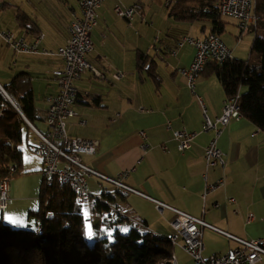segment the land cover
Masks as SVG:
<instances>
[{
    "label": "crops",
    "instance_id": "crops-1",
    "mask_svg": "<svg viewBox=\"0 0 264 264\" xmlns=\"http://www.w3.org/2000/svg\"><path fill=\"white\" fill-rule=\"evenodd\" d=\"M186 1L189 6L200 2L218 3V0ZM175 2L103 0L98 10V23L91 31L93 50L85 57L101 75L96 76L88 70L74 81L78 95L72 108L76 116L68 118L67 134L96 143L93 155L80 157L89 167L112 177L128 171L123 182L154 200L201 218L236 237L263 238L264 132L242 116L230 120L221 128L216 141L224 154L225 165L206 170L204 148L214 133L203 130L204 113L210 120H215L222 112L226 95L209 70L206 72L204 69L197 75L192 89L179 72L180 68L189 66L195 49L189 44L177 48L178 40L184 35L204 37L210 34L211 26L205 20L192 23L175 21L169 15ZM134 4L140 8L134 13L131 24L115 14V5L129 7ZM73 12H78L76 0H0V31L12 32L26 42L42 34L38 50L55 52L70 36L69 23ZM20 14L28 18L27 23L20 22ZM222 20L225 30H228V21L223 17ZM237 28L233 31L234 35L237 34L235 42L230 40L231 43L225 44L231 49L233 59L246 61L242 42L248 39L251 44L254 35L249 34L252 29ZM222 35L218 36L222 39ZM140 54L147 60H143L139 67L137 58ZM61 66L62 60L56 54H16L0 38V87L3 89L20 73L30 80L34 101L38 96L43 99L42 108L35 107L39 131L46 129L47 98L58 91L52 71ZM152 69L158 83L152 76ZM115 71L122 72L123 77L114 79L112 73ZM81 121L85 123L81 124ZM181 129L194 133L190 147L183 152L177 150L173 140V132ZM140 132L145 138L140 136ZM35 136L30 134L24 141L28 145L35 144L38 142ZM143 144L145 149L141 147ZM161 145H166L167 149L163 150ZM37 159L34 164L25 155L22 168L24 173L33 171L32 174L41 181L42 161ZM205 171L208 181L213 182L223 176L225 183L223 188L208 193L203 199L202 173ZM87 184L91 200L101 198L105 193L111 194L112 206L122 211L124 216L150 227L153 231L148 230L156 235L169 238L172 234L169 220L173 215L170 214L168 220L162 219L153 201L94 176L88 177ZM15 190L16 184H9L10 199L8 206L0 209V217H13L18 208L13 205ZM228 198L234 201L227 202ZM129 220L130 224L123 223L122 226L134 225ZM5 221L11 223L7 219ZM97 221L95 218L93 222ZM202 242L205 258L224 254L236 246L235 241L206 227L202 228ZM173 247L176 264H193L188 254L189 261L177 257L175 250L181 247ZM256 264H264V256Z\"/></svg>",
    "mask_w": 264,
    "mask_h": 264
},
{
    "label": "trees",
    "instance_id": "trees-1",
    "mask_svg": "<svg viewBox=\"0 0 264 264\" xmlns=\"http://www.w3.org/2000/svg\"><path fill=\"white\" fill-rule=\"evenodd\" d=\"M254 1L258 19L254 27L248 28L254 32L248 59L211 62L204 69L216 76L226 97L238 95L241 116L264 132V0ZM169 15L185 23L205 20L210 23V33L217 35L225 30V22L213 3L189 6L186 0H176ZM18 18L22 24L28 22L24 14ZM143 60L147 57L138 55L139 67ZM155 74L152 69L158 83ZM24 76L16 75L3 89L17 102L24 118L37 128L32 85ZM241 86L247 89L240 94ZM24 118L0 93V180L18 172L22 159L18 145L30 134L35 135ZM13 165L15 171L10 173ZM105 194L90 199L92 221H98L91 225L93 235L86 241L89 227L71 188L58 182L48 188L42 181L40 208L29 211V217L35 220L33 226L11 224L0 218V264H171L174 247L169 238L132 224L121 231L122 224L129 222L112 206L113 196ZM112 208L116 209L112 210L115 215Z\"/></svg>",
    "mask_w": 264,
    "mask_h": 264
},
{
    "label": "built area",
    "instance_id": "built-area-1",
    "mask_svg": "<svg viewBox=\"0 0 264 264\" xmlns=\"http://www.w3.org/2000/svg\"><path fill=\"white\" fill-rule=\"evenodd\" d=\"M78 12L72 13L69 23L70 36L65 44L59 47L55 52L41 50L37 45L42 39L40 34L31 42H26L22 37H16L12 32L0 31V38L4 43L10 46L16 54L19 53H41L46 55H57L62 60V66L52 71L56 80L58 91L55 95L47 98V111L45 115V123L47 125L46 132H41L35 128L28 120H26L19 109V113L23 116L29 127L37 136L38 142L30 144L29 149L37 155L42 161V177L43 186L51 187L54 182L67 184L75 195L77 203H79L84 212H87L86 223L91 229L90 217V193L88 192L87 179L90 176L98 178L100 181L106 182L116 188L138 194L155 203L158 213L164 218H169L172 214L173 218L169 220L172 228L170 240H174V246L181 247L191 258L193 264H256L261 256H264V237L257 239H242L232 234L224 232L206 223L203 219L188 214L173 206L154 200L150 196L135 190L123 182L128 171L121 173L117 177L103 174L81 160V155H93L96 151V143L93 140L70 137L67 134V120L76 116V112L72 106L78 95L74 81L80 78V75L88 70L92 71L96 76H100V72L94 69L85 59L86 55L92 52L93 42L91 39V31L98 23V10L103 0H76ZM140 8L134 4L129 7L114 6L115 14L127 22L133 19L134 13ZM218 12L221 16L232 17L237 21L240 30L254 27L257 22V16L254 13V0H218ZM184 43H190L195 46V53L192 61L187 68L179 69V72L186 78L188 86L194 87L195 78L205 65L214 62L222 64L233 60L231 49L222 41L215 33L206 35L203 39L195 40L186 36H182L177 42V47L181 48ZM175 55L176 51L173 50ZM114 79H121L123 73L115 71L112 73ZM0 93L8 102L17 103L4 89L0 87ZM241 113L238 104V95L227 97L222 106V112L214 121L210 120L204 113L203 130L213 131L214 137L208 142L204 148V164L206 170L212 166L225 165L224 154L217 147L216 138L222 132L224 127L230 120L239 119ZM81 121V124H84ZM140 136L145 138L143 132ZM194 133L184 129L175 130L173 132V140L178 151H185L191 145ZM143 149L146 145L141 146ZM163 150L167 149L166 145H161ZM12 173V166L9 167ZM204 180V189L202 198L224 187V177L218 178L216 181L207 180L206 171L202 173ZM9 179L0 180V208H6L8 204ZM232 198H228L227 202H233ZM219 206V204H216ZM126 218L132 219L125 216ZM134 223L141 227L142 225L133 220ZM213 229L229 239L236 242V246L227 250L224 254H215L207 258L203 257L202 228Z\"/></svg>",
    "mask_w": 264,
    "mask_h": 264
},
{
    "label": "rangeland",
    "instance_id": "rangeland-1",
    "mask_svg": "<svg viewBox=\"0 0 264 264\" xmlns=\"http://www.w3.org/2000/svg\"><path fill=\"white\" fill-rule=\"evenodd\" d=\"M223 19L227 20L228 21V30H225V34L224 32L221 34L222 35V39L224 40L223 42L224 43H231L230 40H233V42H235V40L237 39V34L234 35L233 34V31H237V27L236 26V23H235V19L232 18V17H226V16H222ZM232 18V19H231ZM234 19V20H233ZM132 21V20H131ZM131 21L128 22V24H131ZM234 22V23H233ZM249 34L254 35V32H250ZM186 37H189V38H192V39H195V40H199V39H203L204 37H192V36H189V35H184ZM183 36V37H184ZM220 37V36H219ZM246 38V37H245ZM248 38V37H247ZM179 41V40H178ZM185 44H189V45H192L195 49V46L193 44H190V43H184ZM243 46H244V51H246V54H245V57L244 59H248L247 57L249 56V49L251 47V44H250V41L248 39H243V42H242ZM183 45V46H184ZM233 47V45H232ZM178 48V47H177ZM206 66V65H205ZM204 66V68H205ZM203 68V69H204ZM181 69V68H180ZM202 69V71H203ZM201 71V72H202ZM200 72V73H201ZM199 73V74H200ZM198 75V74H197ZM197 77V76H196ZM244 88H246V86H241L240 91H243L244 92ZM227 98V97H226ZM225 98V99H226ZM225 101V100H224ZM42 104H43V99L41 97H36L35 98V101H34V106L37 107V108H42ZM220 116V115H219ZM38 117V115H37ZM217 118V117H216ZM215 118V119H216ZM214 121V120H212ZM226 126V125H225ZM45 127L47 129V125L45 124ZM45 130H41L42 132H45ZM192 133V132H191ZM221 134V133H220ZM220 137V135L216 138V141L217 139ZM35 141V140H33ZM32 141V142H33ZM217 144V142H216ZM18 147L22 150V159H24L25 155L27 157H29L30 161L34 164L37 163L38 159L39 158L37 155H35L34 153H32L29 149V145L26 144L25 141H23L22 143H20L18 145ZM218 147V146H217ZM82 156V155H81ZM22 159H21V164L18 168V172L12 176L9 180L11 181L9 184H12V183H15L16 184V190H15V194H16V197L14 198L15 199V202L13 205L15 206H18L17 209H15V211L13 212V217H17L21 220H23V223L22 224H17V225H20V226H33L34 225V218L33 217H29V211L32 212V211H37L39 208H40V204H39V194H40V188H41V184H42V178H41V181L38 180V177L36 174H32L34 173L33 171H28L27 173H24V170L22 168ZM218 167H221L220 165ZM110 189H113L111 186H109ZM10 199V198H9ZM13 207V206H12ZM14 208V207H13ZM10 210V209H9ZM114 213V212H113ZM161 216V215H160ZM128 217V216H127ZM2 218V217H0ZM162 219H164L162 216H161ZM4 221H5V218H2ZM129 219V218H127ZM169 218L167 219H164V220H168ZM135 219H131L129 221L133 222ZM134 225H136L134 223ZM88 226H90V224H88ZM136 227L138 228V226L136 225ZM121 231H123V229H127L128 226L127 225H124V226H121ZM141 230L143 231H150L148 230L151 229L150 227L148 226H141L139 227ZM152 230V229H151ZM153 231V230H152ZM124 232V231H123ZM90 238V237H89ZM176 249V247H175ZM177 251V257L180 258L182 261H189L190 258H188L189 256L187 255L186 252H184L182 249H176L175 252ZM172 257L170 259V263L172 264Z\"/></svg>",
    "mask_w": 264,
    "mask_h": 264
},
{
    "label": "snow or ice",
    "instance_id": "snow-or-ice-1",
    "mask_svg": "<svg viewBox=\"0 0 264 264\" xmlns=\"http://www.w3.org/2000/svg\"><path fill=\"white\" fill-rule=\"evenodd\" d=\"M85 215H87V212H85ZM5 219L9 220L11 223L13 224H22L23 223V220L17 218V217H5ZM123 231H127V229H123ZM87 235L89 237H91L93 235L91 229L89 228L88 231H87Z\"/></svg>",
    "mask_w": 264,
    "mask_h": 264
},
{
    "label": "bare ground",
    "instance_id": "bare-ground-1",
    "mask_svg": "<svg viewBox=\"0 0 264 264\" xmlns=\"http://www.w3.org/2000/svg\"><path fill=\"white\" fill-rule=\"evenodd\" d=\"M81 75H80V77H81ZM9 103L19 112V106L17 103H14V102H9ZM12 171H15L14 165L12 166ZM88 240H89V236L86 238V241H88ZM169 240H170V238H169ZM170 242L174 246V240H170ZM171 262H172V264H176V260H175L173 255H172V261Z\"/></svg>",
    "mask_w": 264,
    "mask_h": 264
},
{
    "label": "water",
    "instance_id": "water-1",
    "mask_svg": "<svg viewBox=\"0 0 264 264\" xmlns=\"http://www.w3.org/2000/svg\"><path fill=\"white\" fill-rule=\"evenodd\" d=\"M23 117V116H22ZM77 202V201H76ZM79 204V203H78ZM80 205V204H79ZM7 206H8V204H7ZM6 206V207H7ZM81 206V205H80ZM82 207V206H81ZM1 210H4V209H2V208H0ZM82 211H83V208H82ZM83 214H84V219H85V221H86V215H85V212L83 211ZM90 217H91V225L93 224V221H92V216H91V213H90ZM87 224V223H86ZM87 226H88V224H87Z\"/></svg>",
    "mask_w": 264,
    "mask_h": 264
}]
</instances>
